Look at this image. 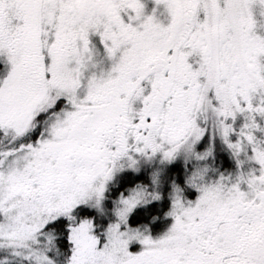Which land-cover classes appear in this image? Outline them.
I'll return each instance as SVG.
<instances>
[{"label":"snow or ice","instance_id":"1","mask_svg":"<svg viewBox=\"0 0 264 264\" xmlns=\"http://www.w3.org/2000/svg\"><path fill=\"white\" fill-rule=\"evenodd\" d=\"M0 264H264V0H0Z\"/></svg>","mask_w":264,"mask_h":264}]
</instances>
